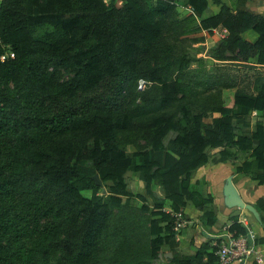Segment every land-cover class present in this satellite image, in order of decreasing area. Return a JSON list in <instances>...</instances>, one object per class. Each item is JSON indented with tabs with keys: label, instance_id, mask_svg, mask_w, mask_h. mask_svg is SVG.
<instances>
[{
	"label": "trees",
	"instance_id": "16d2710c",
	"mask_svg": "<svg viewBox=\"0 0 264 264\" xmlns=\"http://www.w3.org/2000/svg\"><path fill=\"white\" fill-rule=\"evenodd\" d=\"M176 2L2 0L0 37L15 58L0 60V264H159L165 246L171 264H219L213 240L177 250L172 215L193 206L206 227L217 224L214 197H203L192 183L209 164V150L222 149L223 158L233 156L231 149L247 153L237 174L264 185V124L252 136L237 125L253 112L264 118V78L255 96L237 94L235 110H215L222 116L207 123L206 111L183 104L188 89L181 78L195 75L188 72L195 59L170 56L166 47L169 40L223 28L228 36L213 51L215 59L257 58L264 66V18L238 0L236 11L223 6L198 24L195 17L208 3L189 0L194 14L180 21ZM249 30L259 36L255 44L242 38ZM4 52L0 45V57ZM140 80L148 83L142 91ZM129 146L136 149L132 157ZM83 161L93 163L92 177L79 167ZM131 171L146 185V195L137 196L142 208L130 205ZM254 207L264 229V200ZM229 232L248 233L238 218Z\"/></svg>",
	"mask_w": 264,
	"mask_h": 264
},
{
	"label": "rangeland",
	"instance_id": "374dc122",
	"mask_svg": "<svg viewBox=\"0 0 264 264\" xmlns=\"http://www.w3.org/2000/svg\"><path fill=\"white\" fill-rule=\"evenodd\" d=\"M182 2V0H180ZM48 29L51 31L52 29L48 27ZM200 38L203 37H191V38H183L180 39L178 42L175 39L169 40L167 43V54L170 56H182L185 54H188L192 58L195 59V64L191 67L194 68V71H191L190 69L188 72H195V75L192 74H185L181 80L182 84L185 86V88L188 89V98L183 104L189 103L186 106H188L189 109L192 108V111L197 113H201L206 111V119L205 122L212 123L214 117H221L222 114L219 113V109H225L228 110H235L234 106V99L237 94L242 95H248V96H255L257 93V86L258 81L261 80V78H264V71L257 70L256 67L247 66V65H237L235 63H225L222 64L221 62H218L215 59V48L218 47L219 43H216L214 41L206 42L204 45H200L197 40H200ZM72 75L64 74V80L68 81L70 80ZM173 81L176 80V76L172 77ZM196 84V85H195ZM154 86V87H153ZM151 88L154 89V93L157 94V96L164 97V94H161L160 87H157L153 85ZM173 98H182V94H177L176 96H172ZM181 101V100H179ZM192 102V103H190ZM179 105H182L178 102ZM172 112H177V109H172ZM175 110V111H174ZM170 112H167L169 114ZM182 116V114L180 115ZM179 116V117H180ZM178 117V119H179ZM249 121L245 122H237V125L240 126L244 134H247L248 136H252V131L247 130V125L249 126ZM174 134L171 133L166 138V143L170 141L173 138ZM143 139L139 140L140 146H143ZM129 156H133L136 152V149L133 146L125 147L124 148ZM222 149L217 150H209L208 154L210 157L209 164L217 166L219 163H222L223 161H227L233 157H236L237 159H240L241 161L248 159V154L243 152H238L237 150L231 149L230 153L233 154V156L228 158H223L220 154ZM136 161H140L139 159H136ZM79 167L82 169V172L84 175L88 177H92L94 175V165L90 161H83L79 164ZM213 170H211L212 172ZM196 176V174H195ZM195 179V177H194ZM127 183L129 186L130 191L134 194L135 198H133L130 201V205L132 207L136 208H142L143 203L137 198L139 195H146V185L142 181V177L140 174H137L133 171H131L127 175ZM99 186H102V184H98ZM223 185H221L220 193L223 195ZM77 187L81 190L82 194L87 198H93L94 194L93 191L90 189L84 188V184L82 182L77 183ZM99 196H105L107 194V187L102 186L99 191ZM157 194L159 196H163L160 190H157ZM151 206V210L154 207L153 202H149ZM162 203L165 206V210L168 212H171V204L169 201L162 199ZM239 209H234L233 216L238 217L243 211H238ZM248 213L250 216L254 217L249 211H244ZM238 214V215H236ZM242 216V215H241ZM204 221V219H201ZM205 222V221H204ZM227 225V224H226ZM225 223L220 225V231L215 232L213 235H220V233L225 228ZM204 228L202 225L198 226ZM206 227V226H205ZM191 236L195 233L198 228L194 225L191 227L189 226ZM208 229V227H206ZM203 232V231H201ZM181 236V235H180ZM180 238H176V248H180V244H182V240L179 242ZM187 242L189 240L186 239ZM183 251L184 249L180 248V251ZM170 247L165 246L162 249V254L160 256L159 264H171L170 263Z\"/></svg>",
	"mask_w": 264,
	"mask_h": 264
},
{
	"label": "crops",
	"instance_id": "0c3cea01",
	"mask_svg": "<svg viewBox=\"0 0 264 264\" xmlns=\"http://www.w3.org/2000/svg\"><path fill=\"white\" fill-rule=\"evenodd\" d=\"M108 2L109 0H105ZM208 3V7L203 13L201 17H195V20L198 24H200L203 20H208L213 17H216L220 14L221 9L223 6H227L231 8L233 11L237 10L238 0H206ZM2 0H0L1 4ZM189 0H177V13H178V20L183 21L187 18H191L193 16L194 11L192 7L188 4ZM122 3H118V6H121ZM245 10L253 15L261 16L264 18V0H246V6ZM225 29L223 28H217L212 30H205L201 33H196L191 37H203L200 41V45H204L206 42L214 41L216 43H219L218 46L223 42L224 39L227 38L228 33L224 34ZM242 38L245 41H248L249 43L255 44L259 36L256 32L249 30L242 34ZM217 48V47H216ZM217 60V59H216ZM218 61V60H217ZM221 62V61H218ZM258 59L254 58L251 59L247 63H235L237 65H247L256 67L257 70L264 71V66H260L257 64ZM222 64H225V62H221ZM233 64V63H230ZM246 121H249V126L247 125V130L252 131V134L256 131V126L259 122H262L264 124V118L259 116L258 113L253 112ZM245 121V123H246ZM248 136L247 134H245ZM245 160L241 161L240 159H237L236 157H233L227 161H223L222 163H219L217 166L208 164L207 166L201 168L195 176V179H193V184H198L199 192L201 195L205 198H208L210 195L214 197L215 202L213 205V208L216 212L217 216V224L212 227L206 229L205 222L202 221L203 213L196 210L193 206H190L187 208L183 213L187 217V219L190 221V227L192 225L196 226L198 230L195 231L194 234L191 236L189 235L190 229L185 230L181 236L180 240L182 244H180V248L186 250L188 249L192 243L196 247H200L203 243H205L207 240H213V244L217 241H220L222 237H227L229 234V227L231 225V219L232 218H238L239 221H245L244 228L249 230L250 233H252L257 240L264 237V229L261 225V222H259L255 217L250 216L248 213L244 212L247 211L245 209H239V208H229L225 203V195H224V189L227 185V182L229 179H232L235 187L239 191L242 199L245 201V203L254 206L258 200L262 199L264 200V185H260L257 181H254L251 177H248L243 174H237V168L242 165V163ZM211 170H213L211 172ZM223 185V195H221V185ZM234 209H239L238 211L241 213L238 217H235ZM238 215V214H236ZM242 215V216H241ZM253 215V214H252ZM225 223L224 230L220 233V235H213L215 232H219L220 225ZM203 226L198 227V226ZM189 228V227H188ZM203 231V232H201ZM188 242L186 239H188ZM260 250L264 253V245H259ZM180 248H177L178 251H180ZM182 251V250H181ZM171 254V253H170ZM233 264H239L238 262H235Z\"/></svg>",
	"mask_w": 264,
	"mask_h": 264
},
{
	"label": "built area",
	"instance_id": "2783aa9c",
	"mask_svg": "<svg viewBox=\"0 0 264 264\" xmlns=\"http://www.w3.org/2000/svg\"><path fill=\"white\" fill-rule=\"evenodd\" d=\"M227 33V30H225L224 34ZM0 45L5 51L0 57L1 62L15 58V54L10 50V47L2 44L1 37ZM147 85L146 81L140 80L139 90H144ZM172 216L174 233L176 238H180V235L188 229L190 221L183 212L175 213ZM245 223V221H239L242 226ZM213 245L217 247L216 256L219 258V264H233L235 262L239 264H264V253L260 250L257 239L249 230L246 235L241 236H235L229 232L226 238L222 237L220 241L215 242Z\"/></svg>",
	"mask_w": 264,
	"mask_h": 264
},
{
	"label": "water",
	"instance_id": "95a60500",
	"mask_svg": "<svg viewBox=\"0 0 264 264\" xmlns=\"http://www.w3.org/2000/svg\"><path fill=\"white\" fill-rule=\"evenodd\" d=\"M95 179L97 180L98 184H101L98 176H96ZM224 195H225V203L229 208L245 209L249 211L251 214H253V216L259 222H261L260 214L258 213L256 208L252 205L245 203L239 191L235 187L232 179L228 180L227 185L225 186V189H224ZM169 258H172V254H169Z\"/></svg>",
	"mask_w": 264,
	"mask_h": 264
}]
</instances>
